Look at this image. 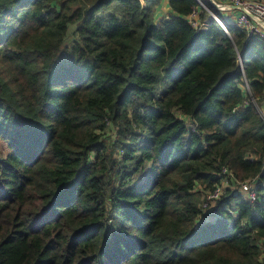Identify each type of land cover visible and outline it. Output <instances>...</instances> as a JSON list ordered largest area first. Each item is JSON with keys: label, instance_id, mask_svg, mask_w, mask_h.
Masks as SVG:
<instances>
[{"label": "trees", "instance_id": "1", "mask_svg": "<svg viewBox=\"0 0 264 264\" xmlns=\"http://www.w3.org/2000/svg\"><path fill=\"white\" fill-rule=\"evenodd\" d=\"M161 1L0 0V264H264V39Z\"/></svg>", "mask_w": 264, "mask_h": 264}, {"label": "built area", "instance_id": "2", "mask_svg": "<svg viewBox=\"0 0 264 264\" xmlns=\"http://www.w3.org/2000/svg\"><path fill=\"white\" fill-rule=\"evenodd\" d=\"M211 8L206 6L203 2L201 5L207 9L210 13L208 19L204 21L199 20V12L194 11L189 17V22L195 28L207 29L211 24V19H215L221 26L226 29L220 19V15L232 14L233 24L247 31L249 34L254 33L264 39V1L263 0H208ZM242 66V63H240ZM224 178L221 184L207 195V201L204 206H207L210 202H214L220 197L225 187L230 185V181H233L234 187H238L243 197L252 203L258 201V193L255 189L252 180L239 181L233 177L231 171L227 168L223 169ZM232 180H228V178Z\"/></svg>", "mask_w": 264, "mask_h": 264}, {"label": "crops", "instance_id": "3", "mask_svg": "<svg viewBox=\"0 0 264 264\" xmlns=\"http://www.w3.org/2000/svg\"><path fill=\"white\" fill-rule=\"evenodd\" d=\"M264 1V0H263ZM174 15V12L171 10L169 6V0H162L161 3L158 5L156 10L154 11V19L156 22H159L163 18H167L169 16ZM230 14H224L223 17L227 20L228 23L233 24V19ZM261 113L264 115V101H263V106ZM262 256L264 258V253L262 252Z\"/></svg>", "mask_w": 264, "mask_h": 264}, {"label": "rangeland", "instance_id": "4", "mask_svg": "<svg viewBox=\"0 0 264 264\" xmlns=\"http://www.w3.org/2000/svg\"><path fill=\"white\" fill-rule=\"evenodd\" d=\"M203 1H207V0H203ZM207 3V2H206ZM205 4V3H204ZM206 5V4H205ZM207 6V5H206ZM257 108L259 109V111L261 112L262 110V106H263V102L260 104H256ZM8 151L7 147L5 146V144L0 140V156L6 154ZM260 248L262 249V252L264 253V242L259 241L258 242Z\"/></svg>", "mask_w": 264, "mask_h": 264}, {"label": "water", "instance_id": "5", "mask_svg": "<svg viewBox=\"0 0 264 264\" xmlns=\"http://www.w3.org/2000/svg\"><path fill=\"white\" fill-rule=\"evenodd\" d=\"M240 63H242V62L240 61Z\"/></svg>", "mask_w": 264, "mask_h": 264}]
</instances>
